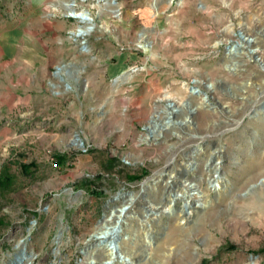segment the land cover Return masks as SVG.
<instances>
[{"label": "rangeland", "instance_id": "1", "mask_svg": "<svg viewBox=\"0 0 264 264\" xmlns=\"http://www.w3.org/2000/svg\"><path fill=\"white\" fill-rule=\"evenodd\" d=\"M70 2L0 0L2 76L17 23L36 78L0 112V264H105L94 232L128 194L114 264H264V0H75L90 25ZM240 30L258 57L229 55Z\"/></svg>", "mask_w": 264, "mask_h": 264}, {"label": "bare ground", "instance_id": "2", "mask_svg": "<svg viewBox=\"0 0 264 264\" xmlns=\"http://www.w3.org/2000/svg\"><path fill=\"white\" fill-rule=\"evenodd\" d=\"M81 1H86V0H81ZM97 3H109L111 1H116V0H94ZM74 6H75V0H71V2L69 4L66 5L68 12H67V16L69 14H71L74 19H77L79 21H81V23H84L85 25H90L91 22L93 21V19L91 18V16L87 13V12H76L74 11ZM92 26L87 27V31L83 30L81 31L80 29H78V34L77 31L75 32V35L78 38H84L85 36L88 35V31L90 32L91 30H89V28ZM241 34L243 37V40H240V42H236L233 45H230V49H229V55H236L237 53L239 54L238 50L242 49L244 50V48L246 45H251L247 50H248V56L250 58H254L257 53L260 52V48L257 47L256 45H253L256 41L255 39L251 38L250 36H248L247 34H245L244 32H242L240 30ZM241 50V51H242ZM243 53V52H242ZM258 57V56H257ZM193 90L195 91L196 89L193 88ZM190 95H200V92L197 93H192L189 92ZM203 101H205V98L202 96ZM206 100H208V96L206 97ZM260 113L264 114V107H256L255 112L253 113V116H258ZM219 152V151H218ZM216 151H213L211 155H213V160L211 161L210 164V184L212 186H214L215 188L220 187V183H221V179L222 177L220 176V168H221V160H220V156L219 153ZM175 174H169L168 175V179H172L174 178ZM163 176V174H159L156 177H153L145 182H143L141 184L143 191H145L147 188H151L154 187L157 184H160V179ZM187 181V180H186ZM172 182V181H171ZM169 182L166 183V186L168 185ZM171 187V186H169ZM182 190L181 192L186 193V192H190L188 194L189 196V203L191 204H195V202H197L198 200L201 199L202 196H199L198 192H196V189L194 188V185L192 184H185V182H182L181 184ZM192 192V193H191ZM120 199H124L125 203L124 206H126L127 208H120V210L114 209L111 211L110 215L105 218L102 222L101 225L99 226V228L97 229L96 232H94V236L93 239L98 241V243H100L103 247V249L106 252V256H107V262L105 264H114V260L116 261V259H118V251L114 245V240H115V235L119 232L122 231L121 224L124 223V220H126L127 218H132L131 216V208L134 206V204L136 203L137 200H139V198H137V196H133V194H128V195H124L119 197ZM173 200H170L169 202L171 203ZM162 208V207H161ZM127 209V210H126ZM162 210L158 212V214H162Z\"/></svg>", "mask_w": 264, "mask_h": 264}, {"label": "crops", "instance_id": "3", "mask_svg": "<svg viewBox=\"0 0 264 264\" xmlns=\"http://www.w3.org/2000/svg\"><path fill=\"white\" fill-rule=\"evenodd\" d=\"M63 30L65 31V26H62ZM10 30L5 34L6 41L9 46V53H11V61L7 63L6 66H10V74L7 76L6 79L2 76V70L0 69V112L4 111V108L6 111L9 112H18L19 111V100L21 98L20 91L23 90L24 85L27 86L31 84V86L36 85V78L34 80L24 82L25 76H24V67L20 66L19 64V29L17 23H11V26L9 28ZM63 33V32H62ZM30 39H34L38 35L35 31H32L29 33ZM37 34V35H36ZM61 33L54 32L51 36L53 39L57 38ZM32 39V40H33ZM2 41V40H1ZM34 41V40H33ZM32 47H35L34 42H32ZM30 51V50H29ZM35 51V50H33ZM0 58L3 59L2 56V50H0ZM2 64H0L1 66ZM27 75L31 78L41 75L42 69L44 68H36L34 65H30L27 67ZM45 71V70H44ZM29 73V74H28ZM41 78L38 76V79ZM31 90L32 89H28ZM31 93V92H30ZM27 98L30 99L31 95L27 94Z\"/></svg>", "mask_w": 264, "mask_h": 264}, {"label": "water", "instance_id": "4", "mask_svg": "<svg viewBox=\"0 0 264 264\" xmlns=\"http://www.w3.org/2000/svg\"><path fill=\"white\" fill-rule=\"evenodd\" d=\"M68 17L72 18L73 16L71 14L68 15ZM93 27H90L89 30H92Z\"/></svg>", "mask_w": 264, "mask_h": 264}]
</instances>
